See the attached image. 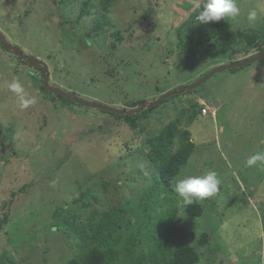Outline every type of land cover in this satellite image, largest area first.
Masks as SVG:
<instances>
[{
  "label": "rangeland",
  "instance_id": "1",
  "mask_svg": "<svg viewBox=\"0 0 264 264\" xmlns=\"http://www.w3.org/2000/svg\"><path fill=\"white\" fill-rule=\"evenodd\" d=\"M86 1L91 2L84 6ZM96 2L0 0V33L46 64L51 86L122 111L146 105L134 117L139 133L126 114L45 90L37 80L44 82L42 67L0 44V217H9L6 224L0 221V264L8 262L4 258L9 264H67L79 257L71 231L54 211L84 194L86 201L95 198L92 208L103 213L119 212L124 204L119 218L125 220L135 210L127 204L132 198L151 212L162 211L158 203L163 214L176 207L174 192L152 189L153 169L142 155L146 135L170 123L187 130L195 147L178 176L214 170L221 179L218 194L203 204L202 217L176 207L170 221L178 224L177 242L197 244L207 234V243L197 247L199 264H264V169L246 166L249 155L264 150V58L151 106L221 66L248 59L243 43L226 42L213 52L207 46L221 29H252L264 38V0H239L245 15L208 24L196 20L201 0H116L101 34L92 19L102 9ZM253 8L260 18L250 26L246 17ZM114 32L122 34L120 41ZM15 79L35 100L26 109L8 87ZM29 184L30 191L20 193ZM158 221L142 219L132 231L139 239L152 238Z\"/></svg>",
  "mask_w": 264,
  "mask_h": 264
},
{
  "label": "trees",
  "instance_id": "2",
  "mask_svg": "<svg viewBox=\"0 0 264 264\" xmlns=\"http://www.w3.org/2000/svg\"><path fill=\"white\" fill-rule=\"evenodd\" d=\"M90 2L86 1L84 6L89 5ZM115 2L116 0H98V2H96L102 5V9L92 17L96 23L94 25L97 34L106 31L105 27L108 25L106 23L108 19L107 13L115 5ZM237 4L240 5V2H237ZM242 13L244 14V12ZM85 14L86 12H83L81 16L85 17ZM225 21L228 22L227 19L221 20L220 22L225 23ZM221 31L220 32L223 34L216 33V36H218L216 42L208 44L207 50L209 52H213L214 50L218 51V49L222 47V44L226 42H229L230 44L237 42L239 44L243 43L245 45V50L248 51L249 58L259 55L264 50L263 34H259L252 29L245 30L244 32L230 31L228 29H221ZM113 35L119 41L122 39V34L120 32H114ZM191 41H193V39ZM0 44L3 46L1 41ZM219 54L222 53H217V55ZM23 61L27 63L25 60ZM42 64L46 65L43 62ZM40 71L41 73L43 72L42 70ZM37 80L42 83L43 88L45 89L43 79ZM186 93L190 92L186 91ZM59 96L63 97L61 95ZM196 106L198 107V104H196ZM145 110L146 109L133 116L128 114L125 115L129 122H127V124H131V126L136 125V130H138L139 133H141L142 130L138 128L137 120H135L136 118L134 117H139ZM198 114V112L191 114L190 121L192 122L195 120ZM8 133L11 134L12 130H8ZM10 140H12V138H10ZM190 140L189 132L176 123L168 124L164 128H161L158 133H154L153 136L146 135L143 143L145 146H143L144 154L142 155H144L143 158L153 169V190L157 191L158 188L163 187L167 192H174L171 188V181L181 173V170L184 167L187 166L195 149L193 142ZM139 152H141V150H139ZM9 156L13 157L12 152ZM18 177L19 176L17 175L16 178ZM31 186L32 184L23 186L20 193H28ZM12 195L13 197H16L18 193L13 192ZM85 196L86 195L84 194L74 199L69 204L64 203L61 206H58L59 208L54 211V217L62 218L65 222L66 228L71 231L68 235L71 239L76 241L74 247H78L81 251L79 257L70 259L67 264L200 263L201 255L198 251L199 249L197 250V247L198 245L203 246L207 243L208 235L203 234L197 244H192V242L185 243V241L177 242L175 226L178 224L170 221L171 218L174 219L177 217L178 211L176 207L166 208L165 214H163L164 206L158 203V206L162 211L158 212V208H155L156 210L151 212L150 208L142 209V205L138 207L133 202L135 199L132 198L127 204L130 205L133 203L135 210L130 214V219L125 220L119 218L123 213L124 204H121L119 212H116V209H114L110 212L103 213L98 208H92L98 204V201H95V198L86 201ZM207 202H210V198L202 203L189 206L184 212L190 217H202L204 214L203 204ZM6 204L8 205V203ZM82 205L83 209L81 208ZM86 213L87 216L84 218ZM100 215H102L101 218ZM169 216L172 217L169 218ZM152 217L159 219L157 225L158 233L149 239L137 238V232L132 231L134 224L139 223L142 219L150 222ZM8 219L9 217L5 215L0 217V221L5 224L8 222ZM177 222H180V219ZM126 235H129L130 238H127ZM145 245H147L148 250L145 249L139 252L138 248ZM4 260L5 262L8 261L6 264H9V260L5 258ZM10 262L11 264H15L14 261ZM1 264H5L3 260H1Z\"/></svg>",
  "mask_w": 264,
  "mask_h": 264
},
{
  "label": "clouds",
  "instance_id": "3",
  "mask_svg": "<svg viewBox=\"0 0 264 264\" xmlns=\"http://www.w3.org/2000/svg\"><path fill=\"white\" fill-rule=\"evenodd\" d=\"M196 20L199 24L218 22L225 19L235 20L241 14L237 0H201ZM260 18V12L253 8L247 13L248 24L255 25ZM17 94L21 108H28L35 103L34 98L27 97L19 79L8 85ZM247 167L264 169V150H256L246 159ZM221 179L214 170L202 174L181 175L173 178L171 187L176 194V207L182 212L189 206L199 204L214 197L220 191Z\"/></svg>",
  "mask_w": 264,
  "mask_h": 264
},
{
  "label": "water",
  "instance_id": "4",
  "mask_svg": "<svg viewBox=\"0 0 264 264\" xmlns=\"http://www.w3.org/2000/svg\"><path fill=\"white\" fill-rule=\"evenodd\" d=\"M0 41H1V43L3 44V46L6 49L17 53V55L20 56L22 59H24L29 65H32V66H35V67H42L43 72H44V86H45V89L47 91H49V92H52V93H55V94H59V95L65 97L67 99H70V100H72V101H74L76 103H80V104L85 105V106H89V107L97 108V109H101V110H107L109 112L120 114V115H124V114L134 115V114L142 112L145 109V107H146V105H142L140 107V109H137V110H134V111H122V110H119V109H116V108L108 107V106L100 104V103L83 101V100L79 99L78 97L74 96L73 94L64 92V91H62V90H60V89H58L56 87L51 86L50 79H49V73H48V67L46 65L42 64V62L39 61L38 59H36L34 57L26 56L21 49H19L17 47H14L11 44H9L1 33H0ZM263 58H264V50L259 55L254 56V57H250L248 59H245L244 61L233 63L231 65L221 66V67L211 71L207 75L203 76L199 81H197L196 84L191 85V86H187V87H184V88H180V89H177V90H174L173 92H170L167 95H164L158 101H156L153 104H151V106H157L162 100H164V99H166V98H168L170 96H173V95H176V94L177 95L178 94H182V93H184L186 91H193V90H195L196 88L201 86L203 83H205L208 79H210L212 76H214L217 73H221V72H224L225 70H230V69H233V68L243 67V66L252 64L254 62L260 61Z\"/></svg>",
  "mask_w": 264,
  "mask_h": 264
},
{
  "label": "built area",
  "instance_id": "5",
  "mask_svg": "<svg viewBox=\"0 0 264 264\" xmlns=\"http://www.w3.org/2000/svg\"><path fill=\"white\" fill-rule=\"evenodd\" d=\"M203 112H206V110H203Z\"/></svg>",
  "mask_w": 264,
  "mask_h": 264
},
{
  "label": "bare ground",
  "instance_id": "6",
  "mask_svg": "<svg viewBox=\"0 0 264 264\" xmlns=\"http://www.w3.org/2000/svg\"><path fill=\"white\" fill-rule=\"evenodd\" d=\"M4 228V227H3Z\"/></svg>",
  "mask_w": 264,
  "mask_h": 264
}]
</instances>
